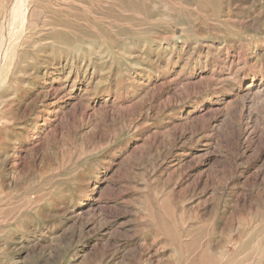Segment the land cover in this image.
I'll list each match as a JSON object with an SVG mask.
<instances>
[{
	"label": "rangeland",
	"instance_id": "obj_1",
	"mask_svg": "<svg viewBox=\"0 0 264 264\" xmlns=\"http://www.w3.org/2000/svg\"><path fill=\"white\" fill-rule=\"evenodd\" d=\"M29 15L0 51V264H264V0Z\"/></svg>",
	"mask_w": 264,
	"mask_h": 264
},
{
	"label": "bare ground",
	"instance_id": "obj_2",
	"mask_svg": "<svg viewBox=\"0 0 264 264\" xmlns=\"http://www.w3.org/2000/svg\"><path fill=\"white\" fill-rule=\"evenodd\" d=\"M34 2L35 0H12L6 7L0 27V51L15 52L19 49L21 34L29 23L30 9ZM2 57L0 55V62Z\"/></svg>",
	"mask_w": 264,
	"mask_h": 264
}]
</instances>
